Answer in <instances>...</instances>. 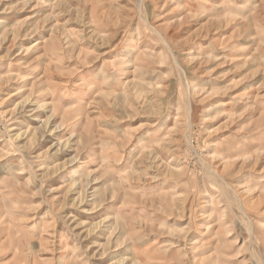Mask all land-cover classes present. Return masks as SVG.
<instances>
[{
  "label": "rangeland",
  "instance_id": "obj_1",
  "mask_svg": "<svg viewBox=\"0 0 264 264\" xmlns=\"http://www.w3.org/2000/svg\"><path fill=\"white\" fill-rule=\"evenodd\" d=\"M0 264H264V0H0Z\"/></svg>",
  "mask_w": 264,
  "mask_h": 264
},
{
  "label": "bare ground",
  "instance_id": "obj_2",
  "mask_svg": "<svg viewBox=\"0 0 264 264\" xmlns=\"http://www.w3.org/2000/svg\"><path fill=\"white\" fill-rule=\"evenodd\" d=\"M18 23H15V25H17ZM155 29V28H154ZM157 31V33L162 37V39H163V41H164V44L166 45V46H168L169 47V44H168V42H167V40H166V37H164V35L163 34H161L160 32H158V30H156ZM19 33V32H18ZM165 34V33H164ZM18 36V35H17ZM5 40V39H4ZM133 41V40H132ZM53 42V41H52ZM54 44V43H53ZM133 44V43H132ZM137 45V44H136ZM32 47V45H29V46H27L25 49H29V48H31ZM169 49H170V47H169ZM132 50V46L130 45L129 47H128V51H127V53H130L129 51H131ZM29 51V50H28ZM26 52V51H25ZM170 54L172 55V56H174V52H173V50L172 49H170ZM135 58V57H134ZM174 59H175V56H174ZM131 59H129V60H127V61H130ZM126 61V60H125ZM175 62H176V64L177 65H179L180 66V64H179V62L175 59ZM134 63V62H133ZM135 64V63H134ZM140 67V66H139ZM104 74H103V72H102V76H98V75H96V78L94 79V82H97L98 80L97 79H99L100 80V82H102V85L103 86H105L106 84H108V80H107V78L105 77V76H103ZM8 76V75H7ZM88 83V82H87ZM86 83V81L84 82V81H81L79 84L81 85V87H85L87 90H89V91H91V89H92V84L91 83H88L87 84ZM75 115V114H74ZM165 139V137L164 138H162V141L160 142V143H162L163 142V140ZM166 141V140H165ZM167 142V141H166ZM12 166H14V164H11V165H9L8 166V168L9 167H12ZM216 173V172H215ZM10 174L12 175V178L15 180V181H18L19 180V178L21 177V175L23 174V171L21 170V169H18V170H16L15 172H13V171H11L10 172ZM12 181V180H11ZM227 185H230L229 183H226ZM234 193H235V191H234ZM235 195H237V194H235ZM240 198V197H239ZM242 205V204H241ZM244 209V208H243ZM251 225V224H250ZM154 230V229H153ZM216 231H214V233H215ZM252 232V231H251ZM215 235V234H214ZM251 240V239H250ZM199 260H200V258H198Z\"/></svg>",
  "mask_w": 264,
  "mask_h": 264
}]
</instances>
